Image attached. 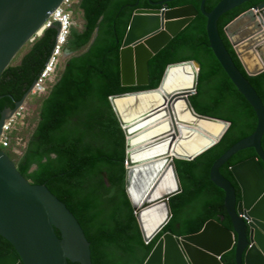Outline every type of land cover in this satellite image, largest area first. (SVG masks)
I'll list each match as a JSON object with an SVG mask.
<instances>
[{
    "label": "water",
    "instance_id": "95a60500",
    "mask_svg": "<svg viewBox=\"0 0 264 264\" xmlns=\"http://www.w3.org/2000/svg\"><path fill=\"white\" fill-rule=\"evenodd\" d=\"M63 1L0 0V79ZM169 1L150 0L160 7L134 10L120 48L123 87L148 86L150 60L199 13L193 4L168 7ZM246 1L220 0L210 12L205 10L206 0L200 4L207 17L210 47L257 121L254 132L226 150L210 171L211 181L225 192L232 229L209 220L196 234L177 237L166 232L144 264H223L222 257L233 249L236 264H264V105L236 66L218 29L220 16ZM52 26L59 31L57 44L62 22ZM224 32L246 74L263 73L264 2L240 13L225 25ZM66 55L72 57L73 52L67 50ZM187 66L192 71L191 86L181 97L175 96L171 81ZM199 70L196 60L176 62L167 66L158 88L109 98L126 136V193L146 244L170 222V199L182 193L175 160H196L217 145L230 127L193 108L190 98L197 93ZM27 96L0 119V234L15 247V251L0 255V264H92L91 244L74 213L46 184H34L22 175L2 147L7 122ZM248 148L256 151V156L230 168L240 189L241 198L236 202L234 188L220 169Z\"/></svg>",
    "mask_w": 264,
    "mask_h": 264
},
{
    "label": "trees",
    "instance_id": "16d2710c",
    "mask_svg": "<svg viewBox=\"0 0 264 264\" xmlns=\"http://www.w3.org/2000/svg\"><path fill=\"white\" fill-rule=\"evenodd\" d=\"M201 1L166 3L168 7L193 4L199 13L150 60L146 87L122 86L120 48L134 10L154 7L150 0H81L78 4L85 25L83 30L72 29L67 49L73 56L41 101L36 128L15 162L22 175L34 184H46L74 213L91 244L92 264H144L164 233L177 237L196 234L209 220L232 229L225 192L211 181L210 171L226 150L254 132L257 121L210 47ZM219 2L206 0L205 10L210 12ZM263 2L247 0L226 11L218 19V29L236 66L264 105V72L248 76L224 32L228 22ZM58 32L57 28L45 31L30 43L21 63L2 76L0 119L3 112L16 109L32 89L54 50ZM184 60L200 64L197 93L190 98L195 111L230 127L217 145L196 160H175L182 193L170 199V222L146 244L126 193V136L109 98L158 88L167 66ZM4 149L14 159L12 150ZM255 156L252 148L244 149L220 169L234 188L236 202L241 198L240 189L230 168ZM56 232L61 237L59 229ZM12 251L14 245L0 234V255ZM222 262L236 264L235 250L225 253Z\"/></svg>",
    "mask_w": 264,
    "mask_h": 264
},
{
    "label": "built area",
    "instance_id": "2783aa9c",
    "mask_svg": "<svg viewBox=\"0 0 264 264\" xmlns=\"http://www.w3.org/2000/svg\"><path fill=\"white\" fill-rule=\"evenodd\" d=\"M80 1L81 0H64L61 6L57 8V10L53 14H51L40 33H38V35L32 40L31 43H34L38 38L44 35L45 31H47L48 29L56 28L52 26L53 23L57 21L62 22L56 48L43 74L27 96L22 106H20L16 110V112L10 117L7 122L2 141L3 149L10 147L12 133L15 129L24 124V121L27 118V106L29 104V100L33 97H45L58 80L59 69L63 63V60L67 57V46L71 37L72 29L74 27L73 15L76 6H78Z\"/></svg>",
    "mask_w": 264,
    "mask_h": 264
},
{
    "label": "rangeland",
    "instance_id": "374dc122",
    "mask_svg": "<svg viewBox=\"0 0 264 264\" xmlns=\"http://www.w3.org/2000/svg\"><path fill=\"white\" fill-rule=\"evenodd\" d=\"M73 23L77 29L83 30L84 25H85V20L83 18V12L80 10V8L78 6H76V9H75V12L73 15ZM30 45L31 44H28L20 52V54L13 61L12 65L17 66L21 63L23 57L30 50ZM70 58L71 57H66L63 60V63L59 69L58 78L62 74L66 63ZM43 98L44 97H33L29 100V104L27 106L28 107L27 118L25 119L24 124L22 126H19L12 133L11 145H10L9 149L12 150V152H13V157H14L13 160L14 161L18 158L19 155L22 154L30 135L32 134L33 130L36 128V125H37L38 120H39L40 104H41V101L43 100Z\"/></svg>",
    "mask_w": 264,
    "mask_h": 264
},
{
    "label": "bare ground",
    "instance_id": "6f19581e",
    "mask_svg": "<svg viewBox=\"0 0 264 264\" xmlns=\"http://www.w3.org/2000/svg\"><path fill=\"white\" fill-rule=\"evenodd\" d=\"M191 73L192 71L190 70V67L187 66L184 70L174 74L170 89L174 90L173 92L175 96L181 97L182 94H184V90L190 88L189 86H191V78L189 77L192 75Z\"/></svg>",
    "mask_w": 264,
    "mask_h": 264
},
{
    "label": "flooded vegetation",
    "instance_id": "af4514ba",
    "mask_svg": "<svg viewBox=\"0 0 264 264\" xmlns=\"http://www.w3.org/2000/svg\"><path fill=\"white\" fill-rule=\"evenodd\" d=\"M154 7L153 8H158L157 6H159V5H153Z\"/></svg>",
    "mask_w": 264,
    "mask_h": 264
}]
</instances>
